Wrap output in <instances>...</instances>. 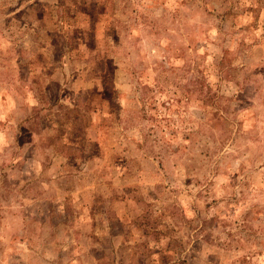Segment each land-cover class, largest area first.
Masks as SVG:
<instances>
[{
  "label": "rangeland",
  "instance_id": "374dc122",
  "mask_svg": "<svg viewBox=\"0 0 264 264\" xmlns=\"http://www.w3.org/2000/svg\"><path fill=\"white\" fill-rule=\"evenodd\" d=\"M0 264H264V0H0Z\"/></svg>",
  "mask_w": 264,
  "mask_h": 264
},
{
  "label": "trees",
  "instance_id": "16d2710c",
  "mask_svg": "<svg viewBox=\"0 0 264 264\" xmlns=\"http://www.w3.org/2000/svg\"><path fill=\"white\" fill-rule=\"evenodd\" d=\"M87 5H88V7H90L89 3ZM55 9H56V13H60L61 12V6L56 7Z\"/></svg>",
  "mask_w": 264,
  "mask_h": 264
}]
</instances>
